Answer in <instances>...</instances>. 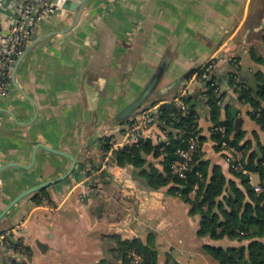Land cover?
<instances>
[{"label":"crops","instance_id":"obj_1","mask_svg":"<svg viewBox=\"0 0 264 264\" xmlns=\"http://www.w3.org/2000/svg\"><path fill=\"white\" fill-rule=\"evenodd\" d=\"M23 1L2 0V28ZM72 18L60 6L38 23L32 41L51 35L23 56L0 100V212L22 192L60 179L75 162L65 179L22 198L0 220V236L8 233L0 240V264H99L109 235L145 240L150 232L161 264H212L203 245L237 242L197 236L190 205L146 187L135 169L113 162L103 142L127 128L124 121L133 116H116L158 69L145 106L172 104L184 90L201 89L193 71L212 62L223 109L246 139L255 133L264 144L255 110L230 84L234 73L255 93L259 77L264 80V0H87L67 30ZM196 110L205 157L232 179L227 157L210 140L208 106L198 102ZM149 133L153 143L166 139L155 125ZM89 166L100 177L83 197ZM248 177L259 192L258 175Z\"/></svg>","mask_w":264,"mask_h":264},{"label":"trees","instance_id":"obj_2","mask_svg":"<svg viewBox=\"0 0 264 264\" xmlns=\"http://www.w3.org/2000/svg\"><path fill=\"white\" fill-rule=\"evenodd\" d=\"M193 73L199 74L200 68ZM238 80L236 81L234 73L230 74L232 86L245 85ZM259 81L261 83L255 93L247 85L236 91L242 102L253 107V117L264 129V80L259 77ZM213 82L215 79L211 76L202 85L206 90L201 88L186 93L182 97L184 110L173 104L168 108V103H162L156 109L154 125L165 136V140L157 143L146 140L139 145L113 149L111 159L118 166L135 169L138 176L145 180L146 187L164 190L166 194L188 203L189 215L198 218L197 236L209 237L216 242L224 239L237 242L234 246L203 245L201 251L212 264H264V144L255 133L253 138L246 139L235 127L227 107L224 108L226 118H221L224 93L219 89L218 94L215 91L218 85H212ZM159 101H153L152 105ZM198 102H204L209 108L210 140L215 151L220 152L223 157H227L224 149L234 148L241 151L239 165L249 173L258 175L259 192L252 187L247 174L231 167V161L227 162L233 178L228 179L219 165L212 164L205 157L203 144L206 139L200 134L199 114L196 110ZM144 107L150 106L144 105L141 108ZM124 122L131 123L130 120ZM219 127H223L224 131L216 129ZM195 134L198 139L191 168L185 178H180L172 164L179 159L177 151L187 149L189 137ZM109 150L110 145L103 144V151ZM105 244V258L99 264L162 262L156 237L152 232L147 234L145 240L112 234L108 236ZM17 247V244L13 245L14 249ZM131 254L137 255L139 260L134 261ZM164 264L168 263L165 261ZM169 264L180 263L173 260Z\"/></svg>","mask_w":264,"mask_h":264},{"label":"built area","instance_id":"obj_3","mask_svg":"<svg viewBox=\"0 0 264 264\" xmlns=\"http://www.w3.org/2000/svg\"><path fill=\"white\" fill-rule=\"evenodd\" d=\"M62 2L59 1L57 3H51L49 0H24L22 5L18 8V11L16 12V15L9 27L4 29L0 26V100L8 93L12 80L13 68L17 59L22 55L25 47L32 41L38 23L46 16L50 15L55 9L62 6ZM2 8L3 2L0 0V12ZM212 66V62L206 63L200 68V73L194 74L192 79L203 85V83L211 77ZM212 85L215 86L217 84L213 82ZM241 87H245V85H238L236 86V89H240ZM202 88L203 91L206 90V87L204 88L203 86ZM218 90L219 87L217 86L215 91L218 93ZM185 94L186 90H184L179 97L175 98L172 101V104L184 110L185 105L182 101V97ZM156 109L157 106L140 108L134 117H132L131 123L125 130H123V132L119 134L117 138L110 137L108 141L103 142V144L110 145L109 152L113 149L139 145L143 141L151 140L149 130L156 121ZM216 129L221 132L224 131L223 127ZM197 139L198 135L196 134L190 136L188 139V148L177 151L179 159L172 164V168L180 178H185L186 173L191 168L194 149L197 147ZM223 146L225 145L223 144ZM224 151L227 155V161L232 162L231 167L248 175V171L239 165V161L242 156L241 151L234 148L224 149ZM89 172L90 173L87 176V184L82 195L83 197L87 196L90 188L96 186V179L100 177L93 172L91 166H89ZM7 238V232L0 236V240L6 241ZM131 256L134 261L137 262L139 260L137 255L131 254Z\"/></svg>","mask_w":264,"mask_h":264},{"label":"water","instance_id":"obj_4","mask_svg":"<svg viewBox=\"0 0 264 264\" xmlns=\"http://www.w3.org/2000/svg\"><path fill=\"white\" fill-rule=\"evenodd\" d=\"M87 0H79L78 2H74L72 0H64L62 3V8L70 10L73 12V18H72V23L70 25V27L67 29H72L77 21L79 20V17L81 15V12L83 10V7L85 5ZM51 35V34H49ZM49 35H45L43 37H39L35 40H33L32 42H30L24 49L22 55L17 59L16 64L13 68L12 71V80L14 81L15 79V72L17 70V67L21 61V59L23 58V56L29 51L31 50L34 46H36L37 44H39L40 42H42L47 36ZM161 72L162 69H158L156 71V73L153 75V77L150 79V81L148 82V84L145 86V88L143 89V91L140 93V95L134 100L132 101L129 105H127L124 109H122L118 115L116 116V121H123L126 119H129L131 116L134 115V113H136L150 98V96L152 95L153 90L155 89L159 78L161 76ZM253 85V83H252ZM172 106V104H168L167 107L170 108ZM63 154V153H61ZM75 165V162H73L72 167L69 169V171L66 173V175H64L63 177H61L60 179H57L55 181H49V182H44L36 187L30 188L24 192H22L21 194H19L15 199H13L1 212H0V220L8 213V211L22 198L30 195L33 192H36L38 190H41L53 183H56L60 180L65 179L73 170Z\"/></svg>","mask_w":264,"mask_h":264},{"label":"rangeland","instance_id":"obj_5","mask_svg":"<svg viewBox=\"0 0 264 264\" xmlns=\"http://www.w3.org/2000/svg\"><path fill=\"white\" fill-rule=\"evenodd\" d=\"M172 259H173V258H172ZM172 261H173V260H169V259H168V261L166 260V263L169 264V263H172Z\"/></svg>","mask_w":264,"mask_h":264}]
</instances>
